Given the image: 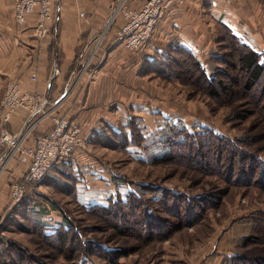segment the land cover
<instances>
[{"label": "rangeland", "instance_id": "rangeland-1", "mask_svg": "<svg viewBox=\"0 0 264 264\" xmlns=\"http://www.w3.org/2000/svg\"><path fill=\"white\" fill-rule=\"evenodd\" d=\"M115 11L112 17L116 16ZM111 26L109 23L107 29L110 30ZM211 36L214 55L208 56L207 64L202 66L213 78L214 87L219 89L220 81L224 85H232L233 95L222 90L217 96H212V90L197 81L198 75L187 74L188 69L185 68H182V73L184 70L185 73L178 78L179 69L171 59L165 62L160 55H154L155 63L149 64L140 57V76L151 81L152 89L156 88L157 93L153 94L159 96L158 102L190 118L188 122L168 120L167 124L191 133L209 128L224 137L225 142L214 139L213 145L205 149L211 148V156H206V159L195 154L192 156L185 144L171 150L166 144L168 126L160 134L148 137L151 142L153 138L161 140L160 146L128 156L125 152L127 131L130 133L132 128L134 140H140L141 136L136 128L137 124L140 126L139 117L132 112H129L127 127L121 126L117 134L106 127L104 133L96 135L94 143L87 146L88 154L94 155L99 151L113 166L119 177L117 182L120 180L117 185L120 192L129 193L133 189L149 201L157 195L163 196L164 202L160 205L147 204L155 220L144 229L147 224L144 225V213L141 211L135 215L118 214L117 210L106 217L87 215L75 198L71 178L67 174L50 173L51 176L48 175L41 183L28 187L23 203H14L10 198L14 209L1 223L0 264H72L69 259L79 255L78 248L83 250L72 236L69 245L64 247L56 238H43L36 218H32L33 222L25 210L27 204L33 205L36 211L58 209L67 213L69 220L74 221L87 238L133 251L116 263H109L97 255L93 257L92 264H156L157 260L167 259L169 255L165 264L180 261L179 264H259V259H263L260 263L264 264V177L260 175L259 168H248H253L248 160L253 154L264 160V80L257 92L245 91L241 75L226 65V56L234 47L225 31L218 26ZM122 49L127 54L133 53L125 47ZM171 49L169 46L165 51L170 52ZM171 57L182 61L176 53ZM96 72L89 70L87 79L96 80ZM145 95L150 93L143 92L142 97ZM194 120L208 122L209 127L197 128L198 123ZM50 123L52 126V121ZM30 132L31 129H26L19 142L22 147L15 154L20 157L24 156L25 147L33 143H29L27 138ZM143 136L147 143L145 134ZM232 147L240 153L229 154ZM190 158L197 160L196 163L202 160L204 168L193 167ZM66 172L73 174L71 169ZM12 183L8 181L4 187L9 197ZM172 193L179 198L175 196L173 199ZM20 203L24 205L21 209L17 208ZM157 219L160 221L155 224ZM180 226L181 231L173 233L171 239L161 240L169 235L171 228ZM20 252L28 259L22 261Z\"/></svg>", "mask_w": 264, "mask_h": 264}, {"label": "crops", "instance_id": "crops-1", "mask_svg": "<svg viewBox=\"0 0 264 264\" xmlns=\"http://www.w3.org/2000/svg\"><path fill=\"white\" fill-rule=\"evenodd\" d=\"M16 1L0 0V102L11 81L18 82L23 91L41 97L43 112L30 116L27 111H18L8 126L19 133L31 129L29 143L51 129L52 117L68 116L80 125L85 141L91 146L95 136L103 134L106 127L117 133L121 126L127 127L132 112L139 117L138 123L148 140L143 147L125 151L128 156H136L139 151L161 145V140L153 138L151 142L148 137L160 134L168 120L176 123L190 119L158 102L159 96L153 94L157 93L156 88L152 89L151 81L140 76L141 56L149 63L169 46L183 47L205 65L207 57L214 55L211 35L220 26L224 31L230 29L239 41L264 59V0H188L166 11L148 46L134 52L137 54L125 53L115 40L122 18H115L113 23L111 19L120 0H55L51 33L44 40L35 38L32 31L35 18L30 19L27 27H17ZM147 1L128 0L127 5L140 8ZM109 23H112L110 30ZM88 69L97 70L96 80L87 79ZM143 92L150 95L142 97ZM194 121L197 128L209 127L208 122ZM96 152L94 155L77 152L73 158L57 164L71 165L77 177L76 199L87 210L97 205L105 207L118 193L127 195L118 190L120 180L117 182L119 177L113 166ZM7 160L3 153L0 227L14 209L5 184L21 180L30 163L28 158L17 154ZM33 214L49 233L68 227L70 221L65 218L68 214L58 209L35 210ZM167 259L157 260L156 264H165Z\"/></svg>", "mask_w": 264, "mask_h": 264}, {"label": "built area", "instance_id": "built-area-1", "mask_svg": "<svg viewBox=\"0 0 264 264\" xmlns=\"http://www.w3.org/2000/svg\"><path fill=\"white\" fill-rule=\"evenodd\" d=\"M55 0H17L14 8L15 21L18 28L27 27L31 18L35 38L44 40L50 35V26L54 20ZM188 0H148L140 8H130L128 0H120L117 4L112 23L120 15L122 18L117 31V44L130 52L139 51L148 46L149 41L156 33L158 24L164 19L166 11L179 7ZM59 74V70H56ZM32 79L36 80V77ZM0 102V157L7 155V162L21 149L23 133L9 129L13 116L18 111H27L30 116L43 112L41 97L23 91L18 82L11 81ZM45 114V112H44ZM46 115V114H45ZM50 130L41 133L33 139L29 147H25L23 155L30 161L26 175L14 181L11 185L10 198L14 203L21 202L32 184L41 183L48 172L71 159L73 154L87 151L82 129L68 116L52 117Z\"/></svg>", "mask_w": 264, "mask_h": 264}, {"label": "trees", "instance_id": "trees-1", "mask_svg": "<svg viewBox=\"0 0 264 264\" xmlns=\"http://www.w3.org/2000/svg\"><path fill=\"white\" fill-rule=\"evenodd\" d=\"M225 34L227 36L228 41H230L233 45V51L229 53V55L226 56L228 58V62L226 65L228 67L230 66L231 69L236 70L241 76V84L242 88L247 91V92H257L259 90V87H261L262 82L264 80V63L262 62V57L255 52L253 49H251L248 45L243 44L241 41L238 40L236 36L232 34L230 29H225ZM172 48V47H171ZM172 53H176L182 61H179L177 59H174L171 57ZM161 59H164L166 62L168 59H171L173 62V65L176 66L179 71L177 72V75L179 76L178 78H181V75L185 73V70L188 69V73L191 75L197 76L198 75V80L200 84H202L203 87L210 88L212 90L211 95L212 96H217L222 90L227 91L231 95L234 94L233 86L230 85H224L221 81L219 82V89L217 87H214L213 85V78L211 75L207 74L206 70L202 66V63L200 62L199 59H196L195 56L187 49L183 47H176L172 48L171 51H165L161 54ZM166 58V59H165ZM160 57L157 59L159 60V63L162 61ZM154 61H150L149 64H154ZM182 68H185L184 72L182 73ZM186 74V75H187ZM168 123V121H167ZM170 123V122H169ZM137 124V122L135 123ZM133 125V124H132ZM130 125L129 127H131ZM137 129L139 130L141 136L140 140H137L133 138L134 136V131L132 128H130V133L129 130L126 133V140H128V144L125 147V151L128 150V148L131 147H142L145 143V139L143 136V132L141 127L137 124L136 125ZM167 133H168V140L166 141V144L168 145L167 147H170L172 150V147L177 146V145H186L187 148L189 149L188 152L192 156H201L206 159V156H211L209 152L211 151V148L209 150H205L206 148H209V146H212L213 140L216 139L217 142H225L224 137L221 135L217 134L216 132L214 133L211 129L205 128L203 131H200L199 133H191L187 129H183L182 131L176 128L174 124H167L166 127ZM112 130V129H111ZM117 134V132H115ZM206 135V136H205ZM136 138V137H135ZM139 142L136 143L135 142ZM188 144V145H187ZM212 144V145H211ZM219 149V147H217ZM232 153L229 152V154H232L234 156L236 153H240L238 149L235 147H232L230 149ZM195 154V155H194ZM160 158V157H159ZM171 156L168 158L170 159ZM191 161H189L193 167H198L201 168L203 165L201 164L202 160L200 162H197L193 159L190 158ZM249 162L253 165H251L253 168L248 167L252 170H255L259 168L260 170V175L264 177V160L260 159L259 156L256 154L250 156L248 159ZM168 161V160H167ZM194 163V164H193ZM204 168V167H203ZM72 170L70 175L69 173L66 172V170ZM52 171V172H51ZM50 173H54L55 175L61 173V174H67L72 180L73 189L75 193V198H76V189L75 185L77 183V177L71 167V165H63V166H55L52 168L49 172L48 175L51 176ZM48 175L44 178V180L48 177ZM144 194V193H143ZM146 194H148L146 192ZM172 195L173 199H175V196L179 195H174L173 193L170 194ZM26 198V197H25ZM163 196L157 195L154 198H152L150 201L145 200L144 196L140 194V192L135 191L133 189L130 190L129 193H127L126 196H121L120 193L112 196V198L109 199L108 205L104 206H92L90 209L82 208L81 210L84 211L87 215H101L103 217L111 215L112 212L116 211L118 214H121L122 212L127 214V213H133L134 215L137 214L139 211L144 213L143 219L145 220L146 229L148 227V224H150L155 218L152 217V211L149 209L147 206L148 203H155L156 206L160 205L163 201ZM179 198V197H178ZM162 199V200H161ZM25 201V199L23 200ZM22 201V203H23ZM19 209H21V206H24L23 204H18L17 205ZM33 205L27 204L25 210L29 214V217L31 219L33 218ZM32 211H31V210ZM132 209V210H131ZM35 210V209H34ZM66 220L69 221V219L65 216ZM33 222L35 221L32 219ZM155 224H157L160 220L157 219ZM38 224L42 237L45 239H53L56 238L57 241H60L61 246H67L69 245V241H71V238L74 237L76 239V242L78 241V247L82 246L83 250H79L78 248V254H76V257H78L77 261L76 257L70 258L69 261H72V264H92V259L95 256H102L104 257L105 260L109 263H116L119 259L123 258V256H128L129 254H132L133 251H127L126 249H121L119 246H109V244L105 243H100L95 242L93 239H89L86 236L83 235V232L81 228L78 227V225H74V221L70 220L68 227H59V229L55 230L53 233H49L46 227L42 224L36 222ZM182 227H177L175 229L171 228V231L169 235H166L165 238H162L161 240H169L171 237L174 235L173 233L181 231ZM72 236V237H70ZM88 248V249H87ZM22 249V248H21ZM88 250V251H87ZM76 252V251H75ZM20 255H23V258L21 259L23 261L24 258L26 260L28 259L23 252H20ZM31 259V257H30ZM263 260V259H262ZM262 260H257L259 261L258 263L261 264L260 262ZM25 264V263H22Z\"/></svg>", "mask_w": 264, "mask_h": 264}]
</instances>
